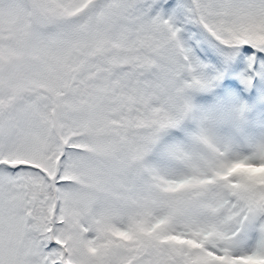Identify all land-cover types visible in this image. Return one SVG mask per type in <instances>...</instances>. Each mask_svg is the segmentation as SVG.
Instances as JSON below:
<instances>
[{"label": "snow or ice", "instance_id": "6c2138e0", "mask_svg": "<svg viewBox=\"0 0 264 264\" xmlns=\"http://www.w3.org/2000/svg\"><path fill=\"white\" fill-rule=\"evenodd\" d=\"M0 264H264V0H0Z\"/></svg>", "mask_w": 264, "mask_h": 264}]
</instances>
